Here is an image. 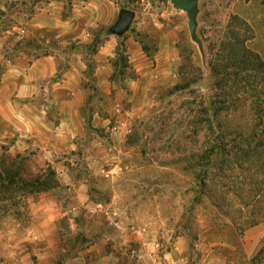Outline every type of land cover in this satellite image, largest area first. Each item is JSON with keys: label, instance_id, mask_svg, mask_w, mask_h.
<instances>
[{"label": "rangeland", "instance_id": "1", "mask_svg": "<svg viewBox=\"0 0 264 264\" xmlns=\"http://www.w3.org/2000/svg\"><path fill=\"white\" fill-rule=\"evenodd\" d=\"M54 1L67 15L77 0ZM114 1L136 12L130 28L110 37L98 29L87 48L76 47L95 62L88 45L94 41L99 51L110 39L112 61L119 58V47L129 64L124 73L114 69V82L123 91L105 93L94 69L85 75L88 132L78 141L76 177L87 181L91 200L103 207L91 214L78 210L81 232H140L176 264H244L264 247V149L237 148L240 135L248 138L264 112V0H198L200 43L191 36L186 12L171 0ZM1 2L7 7L0 13V29H5L23 8L20 1ZM46 39L48 46L38 44V54L57 48L63 58L70 54L54 36ZM13 44L5 56L17 55L25 43ZM3 62L0 57V71ZM117 107L127 120L121 142L102 126L111 117L113 124L120 121ZM220 144L227 145L229 155H218ZM9 151L11 145L0 146V172L12 163L24 166L25 155L16 160ZM92 155L99 156L97 176L88 166ZM110 169L116 172H102ZM51 174L52 166L39 176L41 183L60 187ZM30 195L38 196L27 190L0 196V264H24V246L37 264L36 242H22L33 215L22 196ZM84 214L97 223L84 222ZM62 227L66 247L73 248L72 226ZM116 241L120 249L122 241ZM131 247L139 250L140 244Z\"/></svg>", "mask_w": 264, "mask_h": 264}, {"label": "crops", "instance_id": "2", "mask_svg": "<svg viewBox=\"0 0 264 264\" xmlns=\"http://www.w3.org/2000/svg\"><path fill=\"white\" fill-rule=\"evenodd\" d=\"M1 1L0 13L7 10ZM14 1H20L23 11L17 14L19 18L12 16L16 18L9 27L0 29V57L4 60L0 71V146L11 145L14 158L25 155L20 182L33 183L52 166L61 184L37 193V198L22 196L33 214L28 219L22 242H36L37 264H176L169 258L170 253L168 257L162 254L155 248L154 241L145 239L140 232L113 234L94 228L82 233L80 227V208L87 209L90 214L99 213L103 205L91 200L89 184L76 177L78 141L88 132L83 110L89 97L85 87L89 60L76 47L83 44L87 48L91 35L98 29L108 30V37L113 36L110 28L118 21L122 9L129 8L118 6L114 0H77L71 12L64 15V6L54 0ZM32 6L34 8L30 9ZM48 35L59 40L62 50L70 49L66 58L58 48L38 54L44 45L48 46ZM20 41L25 43L20 52L13 57L5 56L6 50L14 46L13 42ZM111 44L110 39L106 40L94 54L96 83L105 93L117 88L123 91L112 81L115 53L108 50ZM116 111L120 121L113 124L111 117L105 119L102 126L121 142L126 136L127 120L123 117V109L117 107ZM98 157H88L92 176L98 175L94 169ZM102 172L110 176L116 171ZM83 220L92 226L97 223V218L88 214H84ZM17 223L21 225L20 221ZM65 223L72 226L76 236L73 248H67L64 243L62 224ZM110 224L117 225L113 221ZM120 239L121 248L118 249L116 240ZM132 242L140 244V249L131 247ZM23 250L24 264H34L33 253L25 246ZM125 256L132 261L124 262Z\"/></svg>", "mask_w": 264, "mask_h": 264}, {"label": "trees", "instance_id": "3", "mask_svg": "<svg viewBox=\"0 0 264 264\" xmlns=\"http://www.w3.org/2000/svg\"><path fill=\"white\" fill-rule=\"evenodd\" d=\"M29 43H32V41H29ZM37 47L40 48L39 46H37ZM97 48H95V42L94 41L90 45H88V50H91L93 54H96L98 52ZM118 50H119V47L117 48V52H116V56H119V58L115 59L113 61L114 69L119 68L120 72L124 73L129 68V64L127 63V61H125V58L123 57L124 56L123 53L121 55H119ZM244 51H245L246 55L250 54L248 49L245 48ZM259 65L262 66L261 63H259ZM93 69H94V62H93V60H90L89 65H88V70L91 71ZM122 70H125V71H122ZM113 78H114V73L112 75V80L114 81ZM258 122L259 123L256 126H254V130L248 138L240 135V138H239L240 142L238 143L239 147H237V148H239L238 150L244 151V150L252 149L253 147H255L257 149L258 148L264 149V112L259 117ZM236 144L237 143H235V146H237ZM252 144H254L253 147H252ZM217 149H219L218 155L220 157H224L226 155H229V152L227 151V145L226 144H220V146ZM15 159L17 160V159H19V157H16ZM220 159H222V158H220ZM22 168H23L22 166L15 168L14 163H12V165L8 169H6L4 172L3 171L0 172V182H1L0 196L5 194V192L12 194L13 192H15V190H20V191H26L27 190V191H29V193L37 194V193L52 189L51 187H49V185H46V184L44 185L41 183V179H42L41 177L38 178L33 183H22V182H20L19 181V175L21 173ZM51 175L54 176V173ZM245 261L246 262H244V264H246V263L247 264H264V247L258 252V254L253 259H251V260L246 259Z\"/></svg>", "mask_w": 264, "mask_h": 264}, {"label": "water", "instance_id": "4", "mask_svg": "<svg viewBox=\"0 0 264 264\" xmlns=\"http://www.w3.org/2000/svg\"><path fill=\"white\" fill-rule=\"evenodd\" d=\"M171 2L176 9L186 12L191 36L196 42L200 43L196 35L197 16L199 13L198 0H171ZM134 18L135 11L122 9L118 21L110 28V33L116 36L123 35L130 28Z\"/></svg>", "mask_w": 264, "mask_h": 264}]
</instances>
